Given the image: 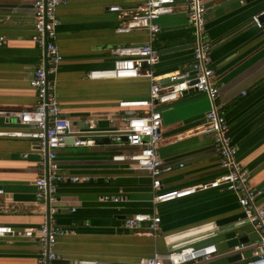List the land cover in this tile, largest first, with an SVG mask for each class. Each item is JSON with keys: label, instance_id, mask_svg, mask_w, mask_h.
<instances>
[{"label": "crops", "instance_id": "0c3cea01", "mask_svg": "<svg viewBox=\"0 0 264 264\" xmlns=\"http://www.w3.org/2000/svg\"><path fill=\"white\" fill-rule=\"evenodd\" d=\"M144 1L67 0L57 9V43L63 61L54 78L61 109L78 131L93 120L98 135L94 145L77 146L70 137L58 149L61 173L95 179L59 184V210L54 219L57 227L68 232L58 235V258L49 264H78L81 259L98 264H147L145 260L154 254L171 252L166 236L243 211L236 194L223 187L155 203L151 176L132 161L113 159L117 152L137 150L112 139L111 133L126 125L119 101L148 98L152 81L144 76L90 78L88 73L113 68L117 46L149 40L145 30L117 32L120 19L110 10L120 5L131 11ZM34 2L0 0V37L6 40L0 43V131L18 130L17 112L37 106L33 78L44 62L45 50L33 40ZM183 2L177 0L178 5ZM204 2L212 4L207 7V31L218 73L221 112L229 123L238 159L250 171L251 186L261 192L264 201V29L252 19L264 10V0ZM158 22L161 31L153 46L159 50L160 61L153 74L162 81L170 73L191 67L194 37L183 7ZM160 108L159 154L172 166L161 177V190L219 177L224 170L204 126L211 108L208 96L192 90ZM40 160L31 139L0 136V188L5 192L0 194V226L15 230L0 236V264H38L40 245L23 233L47 221L55 206L49 197H37L35 180L44 174ZM105 194H123L125 199L105 201ZM138 212L160 215L161 232L153 234L146 223L139 229L126 227V217ZM257 241L258 234L249 222L190 246L216 245L217 252L204 264H225L236 254H241L240 260L252 258ZM239 244L244 247L236 250Z\"/></svg>", "mask_w": 264, "mask_h": 264}, {"label": "built area", "instance_id": "2783aa9c", "mask_svg": "<svg viewBox=\"0 0 264 264\" xmlns=\"http://www.w3.org/2000/svg\"><path fill=\"white\" fill-rule=\"evenodd\" d=\"M182 5L177 0H145L137 9L129 11L120 5L110 6V10L117 12L120 24L117 32L127 33L134 30H145L149 40L142 44L119 45L114 49L115 60L111 69L91 71L88 77H148L152 83L149 97L119 101V107L124 115L125 127L111 133L112 139L118 144H128L137 148L131 152H117L113 155L115 161H132L135 166L151 176L153 181V201L166 202L177 198L192 195L199 191L223 187L236 194L239 204L246 214L251 226L258 234L253 257L242 259L234 263L225 264H264V201L260 200L261 192L251 186L250 171L238 159L237 147L229 135V123L221 112L222 105L218 102L219 84L218 73L212 60V43L207 31V6L204 0H183ZM67 4V0H35L34 2V29L35 40L45 50V59L35 70L33 85L37 92V106L32 110L17 112L21 127L18 130L0 131V136L24 137L33 141L34 148L41 156L40 165L44 174L35 180L37 197H49L55 204L49 211V219L38 228L30 227L23 235L33 238L40 245L38 264H49L58 258L56 252L57 238L67 230L60 229L55 223L54 216L58 213L57 190L60 183L90 182L95 178L90 175L64 174L59 171L57 162L58 149L67 144L73 137L77 146H90L96 142L98 135L93 120L87 122V128L78 131L74 128L71 119L62 112L57 94L56 75L63 54L57 43V28L60 19L57 9ZM181 7L184 8L190 19L192 35L194 37L192 69L168 74V84L157 80L153 74V67L160 61V53L153 46L157 34L161 31L158 22L163 15L173 14ZM264 10L253 15V22L264 29ZM0 37V43H4ZM194 82V83H193ZM195 87L197 91L205 93L211 108L205 115L204 126L211 134L213 146L219 156V163L223 173L209 181L178 189L161 190L162 175L170 171L172 166L165 164L159 154L162 141L163 117L160 108L179 100L186 91ZM0 188V194H4ZM105 201L120 202L125 199L123 194H105ZM143 223L157 235L161 232V217L156 213L138 212L126 217L125 226L139 229ZM11 226H0V236L13 234ZM241 244L236 250L243 248ZM217 252L214 244L205 246H187L167 254L156 253L147 258V264H196L206 263ZM78 264H98L94 260L81 259Z\"/></svg>", "mask_w": 264, "mask_h": 264}, {"label": "water", "instance_id": "95a60500", "mask_svg": "<svg viewBox=\"0 0 264 264\" xmlns=\"http://www.w3.org/2000/svg\"><path fill=\"white\" fill-rule=\"evenodd\" d=\"M230 2L242 1V0H229ZM207 7H211V2L206 3ZM261 20L264 21V16L261 17ZM194 45V44H193ZM173 49V48H172ZM188 69H192L191 67ZM163 84H168L169 79L162 80ZM194 83V82H193ZM196 90L195 87H192L187 92ZM249 224V220L246 218V214L242 211L234 215L225 216L218 218L215 221L207 222L200 226H196L190 229L182 230L174 234L166 236V242L168 244V249L170 251L178 250L187 246H190L195 243H199L212 237L219 232H224L227 230L236 229L243 225ZM241 259V254H236L229 258L231 263L237 262Z\"/></svg>", "mask_w": 264, "mask_h": 264}]
</instances>
